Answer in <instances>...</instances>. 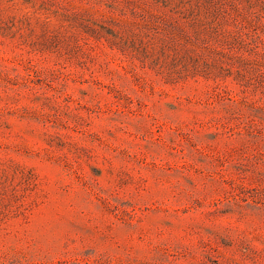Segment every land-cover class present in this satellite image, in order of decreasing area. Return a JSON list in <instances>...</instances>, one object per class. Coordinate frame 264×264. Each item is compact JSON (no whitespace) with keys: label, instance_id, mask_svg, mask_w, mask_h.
Masks as SVG:
<instances>
[{"label":"rangeland","instance_id":"obj_1","mask_svg":"<svg viewBox=\"0 0 264 264\" xmlns=\"http://www.w3.org/2000/svg\"><path fill=\"white\" fill-rule=\"evenodd\" d=\"M0 264H264V0H0Z\"/></svg>","mask_w":264,"mask_h":264}]
</instances>
